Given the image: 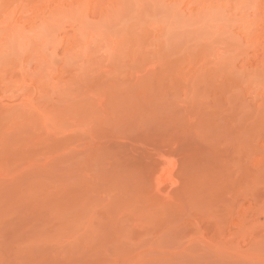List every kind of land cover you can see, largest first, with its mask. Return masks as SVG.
I'll list each match as a JSON object with an SVG mask.
<instances>
[{
  "label": "rangeland",
  "instance_id": "374dc122",
  "mask_svg": "<svg viewBox=\"0 0 264 264\" xmlns=\"http://www.w3.org/2000/svg\"><path fill=\"white\" fill-rule=\"evenodd\" d=\"M0 264H264V0H0Z\"/></svg>",
  "mask_w": 264,
  "mask_h": 264
}]
</instances>
